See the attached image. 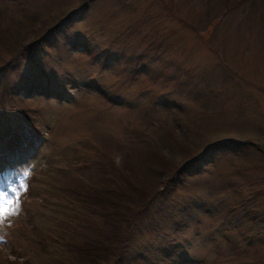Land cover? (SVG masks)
<instances>
[{
  "label": "rangeland",
  "instance_id": "rangeland-1",
  "mask_svg": "<svg viewBox=\"0 0 264 264\" xmlns=\"http://www.w3.org/2000/svg\"><path fill=\"white\" fill-rule=\"evenodd\" d=\"M206 143L217 153L198 159ZM16 150L25 161L0 171V264H85L41 197L94 159L132 173L133 206L153 198L145 243L166 237L149 256L123 244L115 264H260L251 212L227 209L259 191L247 208L264 211V0H0V161ZM187 158L201 171H182ZM166 192L158 225L148 211Z\"/></svg>",
  "mask_w": 264,
  "mask_h": 264
},
{
  "label": "trees",
  "instance_id": "trees-1",
  "mask_svg": "<svg viewBox=\"0 0 264 264\" xmlns=\"http://www.w3.org/2000/svg\"><path fill=\"white\" fill-rule=\"evenodd\" d=\"M30 12L32 14V11ZM62 22L63 21L58 23L56 27L59 28ZM29 81L31 82L32 80L29 79ZM182 132L183 131H181V133ZM154 142L156 145L153 144V148L149 146V149L167 150L170 143H172V139L169 137L160 142L158 138L157 140H154L153 143ZM226 143H229V141L226 140V142H218L217 145H224ZM214 145L215 144H211L209 146V144L206 143V145L201 148L202 150L197 151V153H199L198 159L199 156L205 154L206 156H202L201 159L208 160L210 156L213 158L217 153L211 151L212 146ZM233 149L234 147L231 148V150ZM236 151H240V149H236ZM190 158H187L181 165V170L187 172V174H196L200 172L202 165L194 162V159L190 160ZM91 162L94 164L84 162L80 165L81 168L84 167L85 171H80L81 168L79 166H75V168H73V172H71L72 174L66 181L60 180V182L56 183L57 187L54 188V193L51 194V198L49 194L41 197L44 206L48 207L52 204L54 210L57 211L53 214H58L55 221L56 223H59L58 226L65 229L66 227L71 229V233L68 237H61L54 233V239L56 241L59 240V243L62 242L64 247L75 246L78 247L81 252L83 250L85 254L89 255L88 259L85 260V264H115L117 261L125 262L126 257L120 249L124 247L123 244H131L132 242L137 243V241L138 247L140 248L139 250H143L147 253V256H149L150 252H153L157 248L165 251V245H161L162 241L166 238L164 235H161V241L158 245L149 243L148 241L145 243L142 236L139 235L142 232L143 227L138 226L137 217L140 215V212H147L148 209H151V205L154 202L153 198H150L148 201L147 199L150 195L147 196L145 201L141 198L142 201L140 199V202H136L133 206L131 198L134 193L131 192L130 194L127 186L124 187L121 181L124 179L127 185V181L130 180L132 173L130 177H127L125 172L115 169L113 165L114 162L112 161L104 162L100 160V162H97V159H94V161ZM214 163L216 162L214 161ZM87 171H89L88 174H86ZM98 171H102V177L98 175ZM108 173H110V175ZM177 173H179V171ZM97 176H99L98 180ZM171 178L173 181H177V176H174V174L171 175ZM113 180L114 183H111ZM107 183H110L111 186ZM135 187L142 190L144 194L142 186L135 185ZM159 187H157V189ZM238 190L241 191V188L237 189V191ZM211 192L215 193L216 191L213 190ZM258 193L259 191L246 194L243 193V196L239 198L240 200L231 202L232 204L230 205V209L227 210H235L236 206H242V210L251 212L252 218L250 220L253 222L250 223L251 229L253 230L252 236L256 235V237L260 239L261 237H264V215H262L264 211L257 212L258 214L254 217L252 216L255 212L254 209L252 210L247 208L249 203L252 204L253 202H257L256 196ZM170 194L171 193L166 192L163 197V202H161L159 206L152 208L153 210L148 211L149 218L153 223L161 225L160 218L165 216L169 209L171 210L174 208L175 204L174 201L169 198ZM167 195L169 197H167ZM223 201V204H225L228 202V198H225ZM170 203L171 206L168 205ZM263 204V201H258L255 206ZM126 221H131L130 226L125 225V223H127ZM69 223L71 226L68 225ZM163 233H167L166 236H170L173 240L177 239V237H174L173 232L163 231ZM48 234H52V231L47 229V232L44 231L42 234H37V238L39 241L47 240L45 236ZM254 240L255 239H250L248 242H253ZM261 245V243L258 244V246ZM75 247H70V249L73 251ZM155 253H157V251H154L151 255H154ZM131 257L134 261L135 256L132 254ZM58 261H62L61 264H70L67 260H63L61 258ZM150 261L153 260L150 259ZM257 261L259 260L257 259ZM263 261L264 259L262 258V262L260 264H264ZM246 264L252 263L247 261Z\"/></svg>",
  "mask_w": 264,
  "mask_h": 264
},
{
  "label": "snow or ice",
  "instance_id": "snow-or-ice-1",
  "mask_svg": "<svg viewBox=\"0 0 264 264\" xmlns=\"http://www.w3.org/2000/svg\"><path fill=\"white\" fill-rule=\"evenodd\" d=\"M25 175H27V173H25ZM2 212H3V208L0 207V214H2Z\"/></svg>",
  "mask_w": 264,
  "mask_h": 264
}]
</instances>
